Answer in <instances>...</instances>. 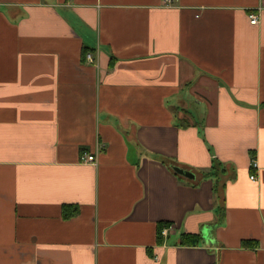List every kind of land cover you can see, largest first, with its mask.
Returning a JSON list of instances; mask_svg holds the SVG:
<instances>
[{"label":"crops","instance_id":"crops-1","mask_svg":"<svg viewBox=\"0 0 264 264\" xmlns=\"http://www.w3.org/2000/svg\"><path fill=\"white\" fill-rule=\"evenodd\" d=\"M0 264H264V0H0Z\"/></svg>","mask_w":264,"mask_h":264},{"label":"built area","instance_id":"built-area-1","mask_svg":"<svg viewBox=\"0 0 264 264\" xmlns=\"http://www.w3.org/2000/svg\"><path fill=\"white\" fill-rule=\"evenodd\" d=\"M164 1H165L166 3H170V2H171V0H164ZM249 18H250V23L253 24V25L257 24L258 21H259L258 16L255 15V14H251V15L249 16ZM87 57H88V59H89L90 61L93 60L91 54H88ZM81 159H82V161H83L84 163H95V162H96L95 155H93V154L84 153V154L82 155V158H81ZM254 166H256V163H254ZM250 179H251V180H255V179H256V178H255V175L250 176ZM171 231H173V227H172V226L169 225V226L164 227V228L162 229V236H167Z\"/></svg>","mask_w":264,"mask_h":264},{"label":"trees","instance_id":"trees-1","mask_svg":"<svg viewBox=\"0 0 264 264\" xmlns=\"http://www.w3.org/2000/svg\"><path fill=\"white\" fill-rule=\"evenodd\" d=\"M177 174V173H176ZM161 223L158 225V237H162V229L168 225ZM199 240V235L196 234H183L180 240L182 245H194Z\"/></svg>","mask_w":264,"mask_h":264},{"label":"water","instance_id":"water-1","mask_svg":"<svg viewBox=\"0 0 264 264\" xmlns=\"http://www.w3.org/2000/svg\"><path fill=\"white\" fill-rule=\"evenodd\" d=\"M174 171L176 173H178L179 175H182L184 177H187V178H191V179H194L195 175L189 171H186L182 168H179V167H173Z\"/></svg>","mask_w":264,"mask_h":264},{"label":"bare ground","instance_id":"bare-ground-1","mask_svg":"<svg viewBox=\"0 0 264 264\" xmlns=\"http://www.w3.org/2000/svg\"><path fill=\"white\" fill-rule=\"evenodd\" d=\"M86 153H88V152H86ZM83 154V153H82ZM94 154V153H93ZM87 164V163H86Z\"/></svg>","mask_w":264,"mask_h":264}]
</instances>
